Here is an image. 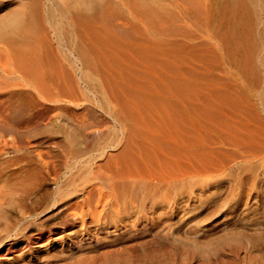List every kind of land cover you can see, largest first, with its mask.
Listing matches in <instances>:
<instances>
[{"label":"rangeland","instance_id":"374dc122","mask_svg":"<svg viewBox=\"0 0 264 264\" xmlns=\"http://www.w3.org/2000/svg\"><path fill=\"white\" fill-rule=\"evenodd\" d=\"M78 1L83 0H0V23L35 14L39 74L54 95L53 102L44 101L34 112L28 109L21 120L37 126L28 133L33 154L48 151L54 160L53 173L42 181V198L29 209L37 214L28 216L19 205L34 173L0 175V264H126L120 255L124 247L138 249L143 243L150 256H136L130 264H264V9L254 10L245 0H211L205 23L180 14V30L162 35L163 22V27L146 24L143 12L133 7L139 0H104L117 9L108 19L78 17L73 6ZM145 1L152 8L170 5L173 10L172 0ZM8 33L0 37V65L6 68L13 60L9 38L17 36L14 30ZM175 82L184 87L192 83L200 113L217 112L211 115L214 123L201 120L199 140L205 150L198 155L195 201L188 202L185 195L181 208L169 213L171 234L160 248L155 225L144 227V221L132 234L103 238L100 233L89 244L80 242V224L69 207L82 194L68 191L84 181L91 158L118 134L114 112L134 102V94L150 99L151 106L168 103ZM17 92L6 105L21 102ZM80 122L91 127L71 140L74 124ZM213 141L230 144L217 151ZM84 220L94 228L88 215Z\"/></svg>","mask_w":264,"mask_h":264},{"label":"bare ground","instance_id":"6f19581e","mask_svg":"<svg viewBox=\"0 0 264 264\" xmlns=\"http://www.w3.org/2000/svg\"><path fill=\"white\" fill-rule=\"evenodd\" d=\"M210 1L172 0V4H170L173 10H171L168 9L170 5L169 7L167 6L168 8L163 5L159 8H152L146 4L145 0H139L133 7L137 10L139 9V13L143 12V16L147 18L146 24L149 21L148 23L155 26L163 22L166 32L162 31V35L163 33L167 35V31L177 32L180 30L177 25L180 14H183V16H180L181 19L184 16L187 18L189 16L194 18L193 20L190 19V21L195 22L204 19L203 22L205 23V13L211 5ZM245 1L254 10L259 7L264 9V0ZM78 3L79 1L73 5L74 8L76 7L74 10L78 17L86 16V14H98L103 17L106 16L108 19V16L110 18L117 10H113L111 4L109 6V3L104 2V0H83ZM89 17L91 18L92 15ZM163 23L161 27H163ZM150 24L149 26H151ZM38 28V22L34 13H31L26 18L17 16L5 23H0V37L10 35L8 32L11 30L17 33L16 37H8L10 39V51L12 52L11 57L13 56L10 67L6 68L4 67L5 65H0V175L12 176L26 170L34 173L29 182L30 185L25 190L23 189L19 199L20 207L28 216H34L38 213L37 211H29V209L31 206L33 208V205L42 198V181L46 179V175L51 176L54 170L53 155L49 154L48 151L46 153L38 151L33 154L35 149L32 150L31 148L34 145L30 142L28 133L32 131L30 129H36L37 126L30 124L32 121L28 124L21 121L25 112H28V109L33 110V112L34 110H39V108L41 110L45 104L44 101H54V95L45 88L44 80L41 74H39L41 60L33 45L40 38ZM125 29L118 27V30L122 33L126 32ZM181 29L183 28L181 27ZM157 30L160 31L159 29ZM158 31L155 30L157 33ZM261 36L264 44V27L261 30ZM261 62L264 67V53ZM144 84L146 85V83ZM173 85H175L173 87L174 90H170L168 94L170 95V99L173 100H169L168 103L151 106L149 105V98L148 101L147 98L134 94L137 98L134 99L135 103H124L122 107L117 109L114 112L115 116L117 115V119L113 121H115L114 126H117L118 134L110 140L107 147L99 151L98 156L91 158L90 166L87 169L88 175L84 181H80L81 183L79 184L77 183L76 187L71 188L72 190L68 191L69 188H67L68 192L81 191L80 194H82L81 199L69 207L72 211L73 219L79 221L80 224L78 230L79 237H81L79 238L80 242L84 241L83 243L89 244L90 238L95 240L100 233H105L103 238L109 234H113L112 236L115 237L132 234V232L137 230V226L144 221V227H148L147 225L150 223V225H155V243L160 248L170 231L171 222L169 220V213L174 214L181 208L178 205L183 197L187 196L188 202L195 201L199 179L197 178L199 174L198 159H200L198 155L199 153L202 154L201 151L205 150V142L199 140L200 133H202L199 129L203 120L209 123L213 122L215 118L213 119L212 116L216 114L212 115V112H217L211 111L212 116L206 111L199 112L201 107L197 105L198 92L195 87H191L192 83L190 84L191 86L189 84V86L185 85L186 87L179 86L178 82H175ZM18 89H23V91H19ZM15 90H18V92ZM119 91L118 89V93ZM126 91L130 93L129 90ZM14 92H17L21 102L6 105L8 97ZM261 96L264 102V89ZM55 100L59 101V98ZM128 101L130 103V100ZM8 109L11 112L10 114H7ZM8 117H10L9 120ZM216 118H218L216 120L218 121L221 117ZM90 127L89 124L84 122L74 124L73 128L75 131L74 134H71L73 135L72 138L69 137L71 135H68L65 139L69 137L71 140H75L77 137L85 135L83 134L85 133L84 131ZM227 143L230 144L229 142ZM213 144L216 145L217 151L224 150L226 145L225 141H213ZM200 156L201 159L206 157L205 154L204 156ZM206 172L208 173V171ZM202 173L200 172V174ZM194 204L189 203L188 205L192 207ZM165 207H168V209H165ZM186 212L187 210L184 208L181 216ZM87 215L93 223V229L85 223L84 218ZM163 216H166L164 217L165 219H162ZM169 233L171 234V231ZM58 239L60 241L63 240V235ZM135 246L127 248L125 246V249L120 253V255L123 253L121 257L123 262L125 260L126 264L132 263L136 256L139 258L150 256L151 249L148 244H140L138 249ZM69 256H72V254ZM80 259L81 261L83 260L82 257ZM146 260L144 259V261Z\"/></svg>","mask_w":264,"mask_h":264}]
</instances>
